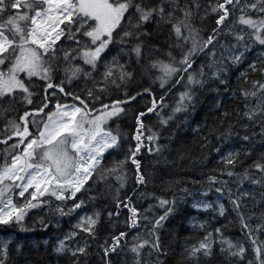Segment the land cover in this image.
<instances>
[{
	"label": "trees",
	"instance_id": "trees-1",
	"mask_svg": "<svg viewBox=\"0 0 264 264\" xmlns=\"http://www.w3.org/2000/svg\"><path fill=\"white\" fill-rule=\"evenodd\" d=\"M160 3L161 0H145L149 6ZM215 3L216 0H168L165 4L166 11H172L173 19L182 18L181 10L191 8V25L197 29L201 43L217 30L213 44L194 56L195 62L189 70L199 73L203 67L204 75L197 77L202 80V85H187L185 73V78L179 83L173 77L164 88L160 87L158 77L162 73L151 64L157 60L169 62L168 52L179 60L182 49L176 47L178 42L171 24L159 16H154L140 29H133L138 38L125 37V42L120 43L117 33L122 35V30H129L126 14L95 71L79 58L70 60L72 66L80 65L92 71V78L81 75L71 83L65 80L64 69L69 67V62L63 59V52L59 49L71 51L78 45L63 37L57 42L59 59L55 61L58 70L52 74L54 84L65 81V91L85 100L90 109L101 110L102 104L135 97L123 104L125 111L108 124L107 128L114 134L119 133V146L104 155L101 167H112L119 161H125L129 151L135 149L137 117L141 112L146 113L140 117L144 136L154 132L158 139L155 142L145 139V146L136 156L140 173L145 178L143 184L137 183L136 166L128 159L121 170L126 178L123 187L114 176L100 180L94 174L84 189L77 193V201L82 200L84 204L70 214L61 215L56 209L59 206L68 213L76 201H58L50 197V203L28 211L22 222L24 230L16 223L0 224V246L6 245L8 252L6 264H135V254L129 249L136 243L134 238L137 236L150 241L158 237L160 245L159 251L150 246L142 249L141 264H258L252 241L255 239L257 245L264 244V228L257 230L258 226H264V182L254 184L244 179V175L247 172L257 180L264 176L253 167L256 163L264 164V113H260L264 108V92L254 87L256 81L264 83V71L261 70L264 68V45L250 35L246 26L236 22L240 15L238 10L231 12L224 24L217 25L218 14L211 11ZM11 12L15 13L17 9H11ZM249 14L254 17L260 15ZM241 29L245 37L243 41L236 39ZM86 40L82 38V42ZM137 43L142 48L139 59L132 51ZM189 46L184 45V49ZM235 56L241 57L238 62L233 59ZM113 58L132 73V78L121 83L120 87L108 84L106 92H99L101 85L98 82L105 70L104 64L111 63ZM253 65L256 70H253ZM45 84L43 80L32 78V105L21 100L23 94L18 93L12 104L14 110L5 113L3 110L10 106L9 98L0 101V140L11 134L10 130L5 131L7 120L17 119L25 110L34 112L42 105ZM89 89L99 99L89 97ZM190 89L193 99L185 101L186 110L174 112L180 94ZM253 91L257 92L256 96L245 97L244 92ZM153 99L157 108L147 112ZM57 102L78 104L71 96L57 90L56 95L50 97L45 113L54 110ZM253 112L258 114L252 119L245 115ZM45 113L30 119L42 121L46 119ZM164 120L167 123H162ZM30 130L35 133V125H30ZM17 139L13 137L7 144L0 143V165L4 163L6 150L10 151V145ZM148 148L153 150L148 151ZM156 148L160 150L156 151ZM230 153L236 156L235 167L223 162ZM229 170L235 175L228 176ZM212 177L216 178L215 182L210 179ZM217 188L222 191L218 192ZM160 199L175 203L161 207ZM237 199L241 204L239 210L234 209L232 203ZM118 201L136 208V227L131 226L129 218L132 213L123 205L118 208ZM168 207L173 209L172 212L153 234L154 222L165 214ZM95 213H99L100 218L94 236L76 227L83 217ZM241 215L252 229L251 235L248 229L243 228ZM121 232L126 236L120 246L115 252L105 255V247L110 246L113 237ZM209 233L213 241L211 255L190 256L189 250L198 246ZM221 238L243 245L244 258L241 260L230 255L229 251H221L227 248L220 243ZM61 241L64 249L58 251ZM79 248L85 251L80 253L77 251Z\"/></svg>",
	"mask_w": 264,
	"mask_h": 264
},
{
	"label": "snow or ice",
	"instance_id": "snow-or-ice-1",
	"mask_svg": "<svg viewBox=\"0 0 264 264\" xmlns=\"http://www.w3.org/2000/svg\"><path fill=\"white\" fill-rule=\"evenodd\" d=\"M166 3L168 0H161V3L156 6L146 5L145 0H0V101L8 97L10 103L9 108L4 109L3 112L14 110L12 104L18 93L23 94L20 96L21 100L28 105L33 104V92L30 91V82L33 77L46 82L43 89L44 102L42 105L34 112L25 110L17 119L7 120L5 131L10 130L11 134L7 136V139L0 140V143L7 144L13 137L18 138L16 143L10 145L11 150H6L7 155L4 157V163L0 165V224L16 223L21 226V230H24L22 222L28 211L38 208L42 204L50 203L49 200L42 199L46 196L53 197L58 201H76L68 213H65L62 207L58 206L56 209L61 215L70 214L84 204L82 200L77 201V193L84 189L94 174L100 180H107L109 176H114L120 182V187H123L126 178L121 170L128 159L136 166L137 183L145 182L143 174L140 173V163L136 156L140 153L141 147L145 146V139L152 142L158 139L154 132L149 136H144V124L140 117L146 115L145 112H141L137 117L138 127L134 137L137 141L135 149L129 151L125 161H119L112 167H101L105 153L109 149L119 146V133L114 134L105 125L109 120L120 116L125 111L122 105L135 97H129L128 100H115L111 104H102L101 110L90 109L85 100L65 91L63 86L65 81L62 80L59 84H54L52 74L58 70L55 65V61L59 59L56 55L58 51L56 45L62 37L72 40L78 45V48L71 51L59 49L63 52V59L69 62V67H66L64 72L65 80L71 83L73 79H79L81 75L85 78H92V71L97 69L101 55L113 43V33L120 27L126 14H128L129 30H122V35L117 33L120 43L125 42V37L138 38V34L133 29H140L154 16H159L161 20H167L171 24L178 42L176 47L182 49V56L179 60H176L172 53L168 52L169 62L157 60L151 64L152 68L158 69L162 73L158 77L160 87L164 88L172 81L173 77H176V82L179 83L185 78L183 75L185 73H187V85H202V80L197 77L204 75L203 67L199 73L189 70L192 69L195 62L194 56L213 44L217 30H214L213 35L201 43L197 38V29L191 25V8L182 9V18L175 17L173 19L172 11H166ZM11 9H25L26 11L22 14L19 11L12 13ZM130 10L132 11L130 12ZM237 10L240 15L236 22L246 26L250 30V35L261 45H264V0H216L215 5L211 8L213 13L218 14L217 25L224 24L231 12ZM249 13H259L260 15L254 17ZM82 38H87V40L82 42ZM244 38L243 29H241V32L236 34V39L243 41ZM184 45L190 46L185 50ZM132 51L139 59L142 54L141 45L137 43ZM77 58L89 65L92 71H87L80 65L72 66L70 60ZM240 58V56H235L233 59L238 62ZM252 68L256 70L254 65ZM104 69L101 81L98 82L101 85L98 89L99 92H106L108 84L120 87L121 83H126L132 78V73L127 71L125 66L115 58L111 63H105ZM261 70L264 71V68ZM254 87L258 91L264 92V83L256 81ZM50 89L51 92H49ZM57 90L65 96H71L73 100L78 101V104L57 102L54 110L45 113V109L49 107L50 97L55 96ZM145 91L149 90L145 89ZM244 95L245 97L256 96L257 92H244ZM88 96L99 99V96L94 95L92 89L88 90ZM192 99L191 89L182 92L173 111L186 110L185 101L191 102ZM156 108L157 102L153 99L152 107L148 108L147 112H153ZM93 112L99 114L94 116ZM40 113H45L46 119L42 121L30 119ZM260 113H264V108L260 109ZM257 114L256 112L245 113L249 119ZM171 118L169 117V119ZM162 123H167V121L164 120ZM30 125H35V133L30 130ZM148 131L151 132V129ZM152 150V148H148V151ZM159 150L156 148V151ZM223 162L235 167L236 156L230 153ZM253 167L264 174V164L256 163ZM226 174L228 176L235 175L230 170ZM210 179L213 182L216 181L215 177ZM244 179H248L254 184L264 182V176L261 180H257L247 172ZM216 190L222 191L220 188ZM15 197H19L21 200L17 202ZM170 203H175V201L159 200L161 207ZM232 203L234 209H240L239 199L233 200ZM121 205L127 207L132 213L129 219L131 226L136 227L138 221L136 208L131 207L130 203L118 201L117 207L119 208ZM172 210L171 207H168L165 214L154 222L153 234L155 228L161 226V222ZM220 212L223 215V207ZM99 218V213L83 217L76 227L94 236V229ZM241 222L243 228L248 229V234L251 235L252 229L244 222L243 215H241ZM41 223L43 224V221ZM262 228L264 226H258L257 230ZM125 236L124 232L114 236L113 243L104 249L105 255L115 252ZM134 239L136 243L129 250L135 254V264H141V250L146 246H150L155 251L160 250L158 237L155 241L141 240L139 236ZM220 243L227 246L221 251H229L230 255L241 260L244 258L245 248L243 245L233 244L223 238ZM252 243L255 246L254 251L258 264H264V244L257 245L255 239ZM212 244L211 233H209L204 240L199 242L198 246H193L189 250V255L192 257H197L198 254L210 256ZM63 249L64 242L61 241L58 251ZM77 251L83 253L85 249L79 248ZM7 256V246H0V264H6Z\"/></svg>",
	"mask_w": 264,
	"mask_h": 264
},
{
	"label": "rangeland",
	"instance_id": "rangeland-1",
	"mask_svg": "<svg viewBox=\"0 0 264 264\" xmlns=\"http://www.w3.org/2000/svg\"><path fill=\"white\" fill-rule=\"evenodd\" d=\"M20 10H22V11H20ZM17 11L21 12V14H22V13L24 12V9H19V10H17ZM25 11H26V10H25ZM81 60H82V59H81ZM82 61H83V60H82ZM88 66H89V65H88ZM22 75H23V74H22ZM33 78H36V77H33ZM36 79H39V78H36ZM98 114H99V113H97V114H93V115L95 116V115H98ZM115 118H117V117H115ZM115 118H113V119H115ZM113 119H111V120L108 121V123L105 125L106 128L108 127V124H109ZM109 150H110V149H109ZM109 150H108V151H109ZM108 151H107V152H108ZM107 152H106V153H107ZM106 153H105V154H106ZM46 198H47L46 200H51L50 197H47V196H46ZM15 199H16L17 202H19L21 198H19V197H15Z\"/></svg>",
	"mask_w": 264,
	"mask_h": 264
}]
</instances>
